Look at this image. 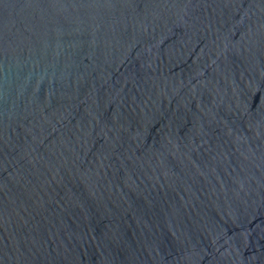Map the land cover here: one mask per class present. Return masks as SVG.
<instances>
[{
	"label": "water",
	"instance_id": "95a60500",
	"mask_svg": "<svg viewBox=\"0 0 264 264\" xmlns=\"http://www.w3.org/2000/svg\"><path fill=\"white\" fill-rule=\"evenodd\" d=\"M0 264H264V0H0Z\"/></svg>",
	"mask_w": 264,
	"mask_h": 264
}]
</instances>
